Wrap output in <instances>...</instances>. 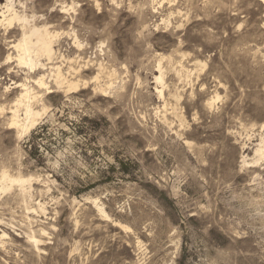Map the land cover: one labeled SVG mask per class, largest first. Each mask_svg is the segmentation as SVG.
Returning a JSON list of instances; mask_svg holds the SVG:
<instances>
[{
	"label": "rangeland",
	"instance_id": "obj_1",
	"mask_svg": "<svg viewBox=\"0 0 264 264\" xmlns=\"http://www.w3.org/2000/svg\"><path fill=\"white\" fill-rule=\"evenodd\" d=\"M21 2L55 54L0 25V264H264V0Z\"/></svg>",
	"mask_w": 264,
	"mask_h": 264
},
{
	"label": "bare ground",
	"instance_id": "obj_2",
	"mask_svg": "<svg viewBox=\"0 0 264 264\" xmlns=\"http://www.w3.org/2000/svg\"><path fill=\"white\" fill-rule=\"evenodd\" d=\"M4 1H5L4 4L0 3V25H8L11 27L14 23H17V24L22 26V37L20 38V40L16 44V48L18 49V52H19V54H18L19 62L21 64H25V65H28V66H31L32 68H34L35 66L40 64L39 57H41V56H46L51 60L55 54V50L53 47L54 35L46 27H38V26L32 24L31 23L32 21H30L29 16H27V14H25L23 12L21 13L20 11H18L17 5H16L17 0H4ZM21 1L22 0H18V4L23 5ZM23 7H24V5H23ZM159 66H160V64H159ZM159 68L161 69V67H159ZM58 69H59V67H58ZM157 79L160 82H162L163 81V74L161 73ZM56 81L59 84H62V82H63V78H62L60 71H58ZM38 83L40 86L46 84L43 78L39 79ZM70 85L72 86L73 84H70ZM24 91H25V93L24 94L22 93V97H21L20 101L21 102L26 101V103H25V109H26L25 115L28 118V120L30 121L32 119V117L34 115H36V112L32 108V105L30 102V100L32 98L31 90L29 88H25ZM21 120L22 119L19 118V115L14 112L11 125L17 126V127L23 126L24 130L28 131L30 129V127L34 125V122H35V121H31V122H27L26 124L25 123L22 124ZM23 122H26V121H23ZM256 154L259 155L260 158H264V138L262 139V141L258 145V147L256 149ZM25 182H26V180L23 179L22 177H14V176H11L7 173H4L3 178H2V183L0 185V190L6 189L9 186L8 183H12V185L14 183H17V184H20L21 186H23V184Z\"/></svg>",
	"mask_w": 264,
	"mask_h": 264
}]
</instances>
